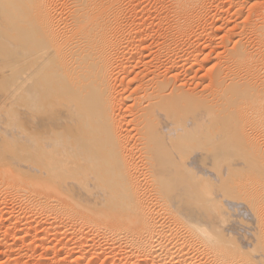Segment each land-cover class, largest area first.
I'll return each mask as SVG.
<instances>
[{"label":"bare ground","instance_id":"1","mask_svg":"<svg viewBox=\"0 0 264 264\" xmlns=\"http://www.w3.org/2000/svg\"><path fill=\"white\" fill-rule=\"evenodd\" d=\"M154 2L143 37L131 0H0V248L16 206L50 264H264V0L216 64L206 2Z\"/></svg>","mask_w":264,"mask_h":264},{"label":"rangeland","instance_id":"2","mask_svg":"<svg viewBox=\"0 0 264 264\" xmlns=\"http://www.w3.org/2000/svg\"><path fill=\"white\" fill-rule=\"evenodd\" d=\"M134 1V2H133ZM140 1H141V3H140ZM143 1H145V2H143ZM155 0H131V6H132V9H133V15H134V17H137L138 18V20H137V18H136V23H140L139 25H138V27H139V29L141 30V32L139 31V33H141L142 34V36H143V34H145V33H147L148 34V32L149 33H151L152 32V30H153V32L159 27V25H160V21L159 22H156V21H158V12H157V10H156V12L158 13H156V12H154L155 11V4H156V2H154ZM169 1V0H168ZM205 2H206V4L204 3V5L206 6V8H205V10H208V13L209 14H202L203 15V19H204V22H203V24H202V22H201V24L200 25H202V26H200V25H198V23L197 24H195L194 26L196 27V30L195 31H197L199 34H200V37H201V39H200V41L199 42H197V43H195L194 42V38H191V40L193 39V42L195 43V44H197V45H195L194 43H193V46L192 47H194V49H196V51H195V53L196 54H199L200 56H201V58H200V60H202L203 62H206L209 58H210V62H212V61H214V60H216L217 61V57H216V55L218 56V53H219V51H220V44H219V42H220V36H223V35H225L224 33H226V31H224V30H227L228 32L227 33H235V32H237V30L235 31V29H234V26H235V24H237L238 22H239V20L242 18V19H244L243 17H236L235 15H234V13H236V10H237V6L240 4V2H242L241 3V5H243V4H245L248 0H240V1H238V0H233V1H231V0H204ZM211 1V2H210ZM220 1V2H219ZM228 1V2H227ZM229 1H231L232 3H234V5H230V4H232V3H230ZM249 1H255V0H249ZM147 2V3H146ZM152 2H154L153 4H152ZM167 2V1H166ZM245 2V3H244ZM145 4V6H143L144 4ZM150 3V4H149ZM217 3V6H215V4ZM219 3H221V4H219ZM229 3V4H228ZM138 4V5H137ZM140 4V5H139ZM143 4V5H142ZM142 5V6H141ZM154 5V6H153ZM208 5V6H207ZM228 5V6H227ZM138 6V7H137ZM147 6V7H146ZM211 6V7H210ZM145 7V8H144ZM150 7V8H149ZM154 7V8H153ZM235 8V11H234V8ZM138 9V11H137V9ZM142 8H143V10H142ZM212 8V9H211ZM218 8V9H217ZM134 9H135V11H134ZM146 9H147V13H145L146 12ZM153 11H152V10ZM141 10H142V13H144V14H142L141 13ZM145 10V11H144ZM218 10H220V11H218ZM137 11V12H136ZM151 11V12H150ZM203 11V10H202ZM202 11H201V13H202ZM134 12H135V14H134ZM148 12H149V14H148ZM220 12V13H219ZM233 12V13H232ZM138 13V14H137ZM143 15H141V14ZM150 13L152 14V16L150 15ZM216 13V14H215ZM223 13V14H222ZM231 13V14H230ZM137 14V15H136ZM226 14V15H225ZM148 15V16H147ZM208 15H209V17H208ZM212 15V16H211ZM220 15H222L221 17H220ZM234 15V16H233ZM246 16H247V14H245ZM147 16V17H146ZM157 16V17H156ZM219 16V17H218ZM142 17V18H141ZM151 17V19H149ZM156 17V18H155ZM205 17H207V18H205ZM215 17H218V18H221L220 19V21H219V19L218 18H216L217 20H216V22H215ZM229 17V18H228ZM235 17V18H234ZM142 20H141V19ZM223 19V20H222ZM229 19V20H228ZM232 19V20H231ZM238 21H237V20ZM242 19H241V21H242ZM147 20V21H146ZM152 20V21H151ZM154 20V21H153ZM208 20V21H207ZM235 20V21H234ZM203 21V20H202ZM210 21V22H209ZM214 21V22H213ZM219 23H218V22ZM240 21V22H241ZM143 22H145L144 24H142ZM153 22H155V24L153 23ZM206 22L208 23V25H206ZM229 22V23H228ZM234 22V23H233ZM156 23H159V24H156ZM212 23V24H211ZM222 23V24H221ZM227 23V24H226ZM228 24H229V26H228ZM141 25V26H140ZM219 25V26H218ZM225 25H226V27H225ZM234 25V26H233ZM199 26V27H198ZM205 26V27H204ZM211 26V27H210ZM222 28H221V27ZM148 27V28H147ZM152 27H153V29H152ZM156 29H155V28ZM204 27V28H203ZM144 28H146V29H144ZM197 28H199V29H197ZM217 28H220V30H219V33L218 32H216V29ZM149 29V30H148ZM203 30V31H201V30ZM234 29V31L233 32H231L232 30ZM145 30V31H144ZM207 30V31H206ZM213 31V32H212ZM215 31V32H214ZM197 32H195V34L196 35H199ZM221 32V33H220ZM208 33H210L211 34V40L209 41L208 40V35H205V34H208ZM147 34H145L143 37H145ZM202 34V35H201ZM215 34V35H214ZM204 36V37H203ZM205 36H207V38L205 37ZM212 36H214V37H212ZM215 40H214V39ZM213 39V40H212ZM202 41V43H200ZM212 42V43H211ZM149 43H150V40H149ZM199 43V44H198ZM211 43V44H210ZM208 44V45H207ZM214 44V45H213ZM205 45H207V46H205ZM218 45H219V47H218ZM211 46V47H210ZM196 47V48H195ZM201 47H202V49H201ZM207 47V48H206ZM211 48H213V49H211ZM215 48V49H214ZM205 49H207V50H205ZM201 50H203V51H201ZM209 50V52H207ZM214 50V51H213ZM219 50V51H218ZM199 52V53H198ZM201 52V53H200ZM208 53V55H206L207 53ZM212 52V53H211ZM213 52H215V53H213ZM222 51H220V53H221ZM219 53V54H220ZM204 54H205V56H204ZM214 54V55H213ZM146 55V54H145ZM203 55V56H202ZM210 56V57H209ZM212 56H214V57H212ZM205 58V59H203V58ZM208 57V58H207ZM207 58V59H206ZM213 58V59H212ZM212 60V61H211ZM209 61V60H208ZM216 61H214L215 62V64L217 63ZM213 63V62H212ZM215 64H212V66L213 65H215ZM207 66H205L204 68L205 69H207L208 67H209V65L211 66V64L210 63H207L206 64ZM211 66V67H212ZM203 68V69H204ZM210 68V67H209ZM200 70V72L196 69V72L195 73H197L198 72V76H204L205 75V73L204 72H206L205 71V69L204 70ZM204 71V72H203ZM202 74V75H201ZM193 75H194V73H193ZM204 79H206V78H204ZM126 82V81H125ZM205 84V83H204ZM199 88H202L201 87V85H200V87ZM1 191H2V189H1ZM1 191H0V199H2V197H4V195L2 196L1 194H3V193H1ZM7 195H9V194H7ZM11 197L13 196L14 198L16 197V198H18L16 195L14 196L13 194H11L10 195ZM18 200V199H17ZM1 202H3L4 203V201H2L1 200ZM0 202V208L1 209H3V207L4 208H6V207H8L9 206V204H7L8 206H6V204H4V206H2V203ZM13 208H15V209H13ZM13 208H11V210H12V215L13 216H15V218H17V223H16V225L14 226V228H13V230H11V232L6 236V241L4 242V245H2V248H0V264H6V262H7V264H50V259L52 258V261L53 262H56V260L58 261V259L59 258H63V256L61 255L60 257H58V258H54L53 259V254L54 253H52V251H50V253H48V255H46L47 257H48V259H47V261L46 260H44V262H43V260H35L36 258H32V256H30L29 257V254H31L30 253V251H33L34 250V248H36L35 250L38 252V254H41V251H42V253H44V250L40 247V246H38L39 244L37 243V245H34V244H36V242H33L32 240H30L31 238H28V241L30 242L31 241V243H28V241H27V243H22L21 242V240L20 241H18L17 242V237H16V235H18L19 237H21L22 235L24 236L25 235V233H26V231L28 230V229H26V227H24L23 228V226H21V224L25 221H28L29 220V218L27 219L26 218V216H23L24 214H21V210H19V209H17L16 208V206L15 207H13ZM15 210V211H14ZM23 213V212H22ZM19 217V218H18ZM20 219V220H19ZM27 219V220H26ZM0 221H1V217H0ZM30 221V220H29ZM18 224H20V226L18 225ZM17 229H16V228ZM19 229V230H18ZM26 229V230H25ZM33 230H31L32 231V233H30V234H32V235H37V237L39 236H41V237H44L45 239H47L48 240V242L50 243V247L51 246H53V245H57L58 244V242H59V244H61V243H66V242H69V237H67V236H64L63 234H62V236H61V234L59 235V234H56V233H53V232H50V234L48 233V232H41V230H40V228H37V227H35V228H32ZM34 229H36V230H34ZM39 229V230H38ZM18 230V231H17ZM23 230H25V231H23ZM22 231V232H21ZM36 232V233H35ZM0 237H2V238H4L5 236L2 234V231H0ZM53 233V234H52ZM39 234V235H38ZM3 235V236H2ZM12 235V236H11ZM50 235V236H49ZM56 235V236H55ZM64 236V237H63ZM16 237V238H15ZM62 237V238H61ZM15 238V239H14ZM22 238V237H21ZM68 238V239H67ZM19 239V238H18ZM11 242V243H10ZM56 242V243H55ZM18 244V245H17ZM23 244V245H22ZM9 245V246H8ZM33 245V246H32ZM35 246V247H34ZM37 246L39 247L38 249H37ZM96 246H98V247H96ZM94 245L93 247L95 248H97V249H100V248H103L104 249V247L105 246H99V245ZM3 247H4V249H3ZM31 247V248H30ZM10 248V249H9ZM33 248V249H32ZM41 248V249H40ZM11 251H9V250ZM13 249V250H12ZM15 249V250H14ZM22 249V250H21ZM32 249V250H31ZM19 250V251H18ZM37 252H36V254H37ZM2 253V254H1ZM35 254V255H36ZM45 256V257H46ZM88 257V256H87ZM2 258V259H1ZM89 258H90V256H89ZM4 259V260H3ZM16 259V260H15ZM60 260V259H59ZM87 260H88V258H86L85 260H83V262L81 263V264H87L88 262H87ZM3 261V262H2ZM11 261V262H10ZM14 261V262H13ZM16 261V262H15ZM21 261V262H20ZM52 262V263H53Z\"/></svg>","mask_w":264,"mask_h":264}]
</instances>
